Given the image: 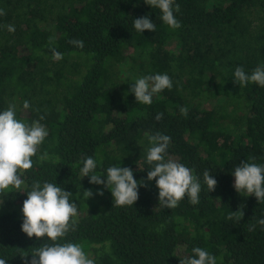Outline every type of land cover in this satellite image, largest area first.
Segmentation results:
<instances>
[{
  "label": "trees",
  "instance_id": "trees-1",
  "mask_svg": "<svg viewBox=\"0 0 264 264\" xmlns=\"http://www.w3.org/2000/svg\"><path fill=\"white\" fill-rule=\"evenodd\" d=\"M174 2L181 24L175 30L144 0H0L6 13L0 16V112L15 104L17 119L39 121L48 132L21 176L22 192L0 194V259L6 264H28L36 248L52 244L21 231L22 204L37 181L72 193L77 222L57 243L80 244L95 264H179L194 247L217 264H264V226L257 223L264 202L237 193L232 175L241 161L264 164V87H241L233 78L237 67L251 74L264 66V0ZM143 16L155 32L133 28ZM51 47L61 60L52 58ZM138 60L134 73L120 80L121 66ZM155 74H167L172 89L154 95L151 105L136 102L132 84ZM219 98L222 103L207 106ZM184 106L187 117L179 111ZM157 113H163L160 121ZM156 133L171 137L165 160L192 168L200 180L198 204L185 197L176 208H162L152 180L138 189L133 206L118 207L104 185L80 176L84 159L92 157L101 179L112 166L146 179L148 136ZM205 170L217 181L214 191L204 184ZM86 189L93 193L87 200ZM240 207L242 219L229 220Z\"/></svg>",
  "mask_w": 264,
  "mask_h": 264
},
{
  "label": "clouds",
  "instance_id": "clouds-1",
  "mask_svg": "<svg viewBox=\"0 0 264 264\" xmlns=\"http://www.w3.org/2000/svg\"><path fill=\"white\" fill-rule=\"evenodd\" d=\"M151 8H158L161 21L169 28L175 30L181 27L176 13L180 6L174 0H144ZM6 15L0 9V16ZM133 28L142 33L143 31L155 32L156 25L147 17L143 16L133 20ZM7 31L13 33L14 25H7ZM54 38L49 39V44ZM70 44L77 48L84 47V41L72 39ZM52 58L59 61L63 54L57 52L54 47L50 48ZM234 82L243 87L249 83H255L264 87V66L256 67L251 74L245 72L243 67H237L233 73ZM173 82L167 74H155L144 76L135 80L130 91L134 93L135 101L151 105L152 98L164 90H171ZM23 109H29L30 103L24 101ZM180 113L187 117L186 106L179 109ZM45 117L42 115L39 120ZM163 118V113H157L156 121ZM48 132L45 126L39 121H32L31 124L16 118V105L10 104L7 110L0 112V194L7 190L15 189L17 192L22 189L24 180L21 176L33 167L32 157L36 156L40 145L44 142ZM152 145L147 150L146 163L150 166L146 179L136 180L133 170L129 167L112 166L106 170V179H101L95 169L97 161L87 157L80 168V176L88 177L89 183L104 185L110 191L115 206H133L139 199L138 189L147 187L146 181L155 180L158 189V205L162 208L173 209L179 206L180 202L187 198L191 205L200 202L201 183L198 177L193 174V169L173 160H165L171 137L156 133L148 136ZM39 159H47V153L39 156ZM251 159V158H250ZM234 176L233 187L237 193L243 192L246 196H255L258 203L264 202V164H256L241 161L232 172ZM203 181L208 192L214 191L217 185L210 172L205 170ZM103 191H97L96 195L103 196ZM27 199L23 201L21 213L23 222L21 231L32 238H47L52 244H45L38 247L31 254L32 259L28 264H95V261L85 253L82 246L77 243H57L64 238L70 230H74L78 215L77 205L70 202L72 193L65 191L55 183L45 182L41 185L34 182L31 190L26 193ZM93 193L90 189L83 191L85 200L91 198ZM243 207V206H242ZM242 207L228 215L229 220L239 222L244 213ZM264 226V219L257 221ZM255 225H251L248 231H254ZM27 256V255H25ZM0 264H6L0 259ZM179 264H217L215 256L209 254L201 247H194L191 256H184L179 259Z\"/></svg>",
  "mask_w": 264,
  "mask_h": 264
},
{
  "label": "rangeland",
  "instance_id": "rangeland-1",
  "mask_svg": "<svg viewBox=\"0 0 264 264\" xmlns=\"http://www.w3.org/2000/svg\"><path fill=\"white\" fill-rule=\"evenodd\" d=\"M78 62H79V61H78ZM139 63H140V60H138L136 64H132L131 61H126V62L121 66L122 69H121V72H120V75H119V79H120V80H123L126 76H128V72H127V71H128V70L130 71V68H131L132 66L136 69V67H137V65H138ZM80 71H81V72H84V67L81 66ZM130 73H134V72H133V71H132V72L130 71ZM222 102H223V99L219 98V99H217V101L215 100V101H213L212 103L207 102V106H211L213 103H214V104H215V103L220 104V103H222ZM95 247H98V246H95ZM85 253L89 256V258L92 259L93 254H92L91 251H85ZM177 253H178V255L183 256V252H182L181 249H178V250H177Z\"/></svg>",
  "mask_w": 264,
  "mask_h": 264
}]
</instances>
